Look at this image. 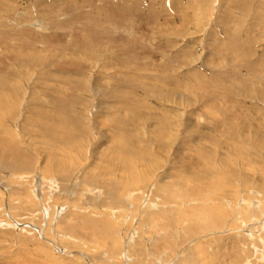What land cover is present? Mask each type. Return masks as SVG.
Wrapping results in <instances>:
<instances>
[{
	"label": "rangeland",
	"instance_id": "1",
	"mask_svg": "<svg viewBox=\"0 0 264 264\" xmlns=\"http://www.w3.org/2000/svg\"><path fill=\"white\" fill-rule=\"evenodd\" d=\"M0 264H264V0H0Z\"/></svg>",
	"mask_w": 264,
	"mask_h": 264
},
{
	"label": "bare ground",
	"instance_id": "2",
	"mask_svg": "<svg viewBox=\"0 0 264 264\" xmlns=\"http://www.w3.org/2000/svg\"><path fill=\"white\" fill-rule=\"evenodd\" d=\"M244 204L246 205V201H245V203H244ZM162 217H163V216H162ZM162 217H161V218H162ZM151 220H152V219H151ZM208 220H209V219H208ZM247 221H248V220H247ZM194 225H195V224H194ZM159 226H160V225H159ZM254 229H255V228H254ZM151 237H152V236H151ZM127 247H128V246H127Z\"/></svg>",
	"mask_w": 264,
	"mask_h": 264
}]
</instances>
